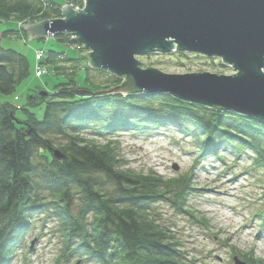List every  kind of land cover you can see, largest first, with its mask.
<instances>
[{"label":"trees","instance_id":"1","mask_svg":"<svg viewBox=\"0 0 264 264\" xmlns=\"http://www.w3.org/2000/svg\"><path fill=\"white\" fill-rule=\"evenodd\" d=\"M60 8L53 0H0V23L12 20L22 26L55 20ZM10 34L17 37L18 32L4 31L0 37ZM53 39L68 49L75 46L68 34ZM56 54L49 49L36 65L64 76V82L45 97L32 95V89L19 107L0 103V264L14 255L31 216L47 207L63 232L66 261L75 255L97 264H191L154 212L156 204L167 203L187 214L181 206L185 180L120 171L110 152L87 143L81 135L89 130L102 136L149 132L168 123L189 136L206 135L210 144L205 149L247 155L264 168V122L169 95H85L73 80L80 72L76 59L63 53L60 60ZM84 70L90 91L120 83L107 75L102 84H93L87 75L91 70ZM29 74L24 55L0 46L1 95H13ZM39 107H43L40 119L31 111ZM54 138L66 140L58 146L62 159L51 154ZM247 262L257 263L249 256Z\"/></svg>","mask_w":264,"mask_h":264},{"label":"rangeland","instance_id":"2","mask_svg":"<svg viewBox=\"0 0 264 264\" xmlns=\"http://www.w3.org/2000/svg\"><path fill=\"white\" fill-rule=\"evenodd\" d=\"M53 1L61 5L60 11L66 5H70L73 11L85 7V0H79L77 4H69L65 0ZM37 23L40 22L22 25ZM4 31L18 32L17 37L11 34L2 37L0 46L24 55L30 65V74L13 95L0 94V103L9 101L19 107L24 105L32 89L31 94L35 96L50 94L56 84L64 82V76H59V73L52 75L51 69L36 65L37 61L47 57L49 49L56 50L60 60L64 59L63 53H67L69 59H76L80 70L73 79L77 83V91L93 95L95 91L86 89L88 86L84 82V69L89 66L88 58L81 54L87 51H77L82 47L75 42L73 35L70 36L75 46L68 49L55 44V36L28 40V33L22 32L12 20L0 23V34ZM135 57L141 64L165 74L233 75V70L222 65L220 59L194 53H155ZM35 66L45 69V75L35 77ZM89 69L91 71L87 75L93 84H102L107 75L122 83V79L115 75L107 72L99 74L97 70ZM42 109L39 107L31 111L40 119ZM18 112V115L22 114L20 110ZM94 132L85 131L80 138L110 152L120 171L135 175L153 173L163 180H185L186 190L181 197V206L188 215L176 211L167 203L156 204L154 212L160 223L169 229L170 235L175 237L191 264H234V258L248 264V256L256 264H264V168L257 167L247 155L236 157L222 148L205 149L210 144L206 135L189 136L168 123L149 132L120 131L105 136ZM54 142L52 155L55 151L60 153L58 146L64 145L66 140L54 138ZM51 154L47 155L48 159H51ZM75 210L72 209L73 212ZM63 241L59 222L51 208L47 207L31 216L29 227L17 244L14 255L4 264H97L81 261L75 255L66 261L62 254Z\"/></svg>","mask_w":264,"mask_h":264},{"label":"water","instance_id":"3","mask_svg":"<svg viewBox=\"0 0 264 264\" xmlns=\"http://www.w3.org/2000/svg\"><path fill=\"white\" fill-rule=\"evenodd\" d=\"M60 13L21 30L28 40L73 35L89 68L122 79L93 95H169L264 122V0H85ZM172 52L218 58L233 75L165 74L135 57Z\"/></svg>","mask_w":264,"mask_h":264},{"label":"built area","instance_id":"4","mask_svg":"<svg viewBox=\"0 0 264 264\" xmlns=\"http://www.w3.org/2000/svg\"><path fill=\"white\" fill-rule=\"evenodd\" d=\"M81 1L84 2V0H81ZM45 73H46L45 69L36 66L35 71H34L35 77L40 78L43 75H45Z\"/></svg>","mask_w":264,"mask_h":264},{"label":"crops","instance_id":"5","mask_svg":"<svg viewBox=\"0 0 264 264\" xmlns=\"http://www.w3.org/2000/svg\"><path fill=\"white\" fill-rule=\"evenodd\" d=\"M2 34V33H1ZM1 34H0V36H1ZM0 39H1V37H0Z\"/></svg>","mask_w":264,"mask_h":264}]
</instances>
